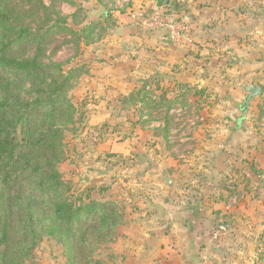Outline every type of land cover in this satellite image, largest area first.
<instances>
[{
  "label": "rangeland",
  "instance_id": "374dc122",
  "mask_svg": "<svg viewBox=\"0 0 264 264\" xmlns=\"http://www.w3.org/2000/svg\"><path fill=\"white\" fill-rule=\"evenodd\" d=\"M0 5L17 27L34 34L53 29L41 47L37 42L17 45L10 56L30 59L41 49L37 60L51 67L49 78L58 76L55 67L88 71L77 73L68 91L78 114L59 129L58 168L72 198L112 202L122 222L110 235L90 233L74 264H125V251L135 252L144 234L155 229L168 233L174 219L191 217L189 228L201 244L197 264H264V82L258 83L262 75L253 81L263 88V96L250 100L242 114L244 94L234 81L239 60L243 75L264 72V23L247 32L258 29L252 41L209 44L222 67L209 72L210 89L202 93L208 104L197 99L190 110L172 114L167 136L154 138L140 133L137 122L130 126L125 121L131 107L126 101L122 106L127 112H119L116 99L128 74L121 73L125 59L114 54V48L124 52L121 42L116 47L112 39L116 19L147 10H131V0H1ZM91 21L97 31L84 44L81 32ZM190 22L186 34L193 30ZM243 82L249 84L247 77ZM27 91L34 90L26 86L22 100L31 99ZM163 173L171 185L164 186ZM171 244L160 245L159 264L178 258L174 254L182 247ZM131 257L135 264L152 263ZM28 264L69 263L60 245L44 238Z\"/></svg>",
  "mask_w": 264,
  "mask_h": 264
},
{
  "label": "trees",
  "instance_id": "16d2710c",
  "mask_svg": "<svg viewBox=\"0 0 264 264\" xmlns=\"http://www.w3.org/2000/svg\"><path fill=\"white\" fill-rule=\"evenodd\" d=\"M96 31L94 22L84 25V44ZM50 32L53 29L34 34L15 26L0 5V264H28L44 238L57 242L68 263L74 264L90 233L110 235L122 222L112 202L72 198L58 168L59 129L78 114L68 91L75 75L88 71L80 66L67 72L55 67L58 76L49 78L46 70L51 67L37 60L41 49L30 59L9 55L17 45L37 42L41 47ZM26 86L34 90L27 91L32 94L28 101L20 98ZM140 94L136 113L153 96L149 87Z\"/></svg>",
  "mask_w": 264,
  "mask_h": 264
},
{
  "label": "crops",
  "instance_id": "0c3cea01",
  "mask_svg": "<svg viewBox=\"0 0 264 264\" xmlns=\"http://www.w3.org/2000/svg\"><path fill=\"white\" fill-rule=\"evenodd\" d=\"M169 1L168 6L157 8L151 0H131L133 2L131 10L145 9L152 12L160 9L166 12L170 11L176 17L189 18L192 21L193 30L178 42L171 41L164 30L144 27L131 18V14L120 16V19L118 18L114 22L113 27L114 45L117 47L118 42H121V47L124 49V52L121 53L118 48H114V54H120V57L125 59L122 60L123 70L121 73L128 74V80L119 87L122 91L116 99L118 102L116 104L122 109L119 112L123 115L127 109L122 106V101H126L131 107L125 121L129 120L130 124H136L138 121L135 127H138L139 132L144 130L146 134L152 133L154 138L159 135L161 138L167 136L169 130L167 126L169 127L168 123L172 122V114L190 110L197 99L202 100L198 101L202 103V106H205V101L208 104V96H202V93L210 89L209 72L216 67H222V59H218L213 54L209 44L226 40L235 43L243 40L252 41L254 37L258 38V29L255 28L251 33L247 32L264 23L261 13L264 10V0ZM236 47L238 50L242 48L241 45ZM109 53L110 51H108V55ZM129 54L130 57L126 60ZM250 61L252 60L250 59ZM239 63L240 71H235L234 81L240 93L245 96L241 86L261 87L253 81L257 79V76L262 75L258 83L264 82V72L256 70V72L243 75L242 61L239 60ZM136 74L138 79L135 77ZM243 77H247L249 84L243 82ZM146 87H149V92L153 96H148L144 100V108L140 113H136L137 99L141 95V90ZM261 90L260 97L263 96L262 87ZM121 114L116 118H120ZM155 118H160V121H154ZM242 120L243 117H240L237 124ZM191 218L174 219L168 233L165 231L167 234L160 230L157 233L156 229L148 235L144 234V239L137 246L135 252L131 251V248L125 251V264L134 263L132 254H135L140 261L150 262L152 260L151 264H159L156 258L157 253L161 252L160 245H172L171 243L182 247L174 254L175 258L176 256L178 258L173 264H197V256L200 253L198 252L199 245L201 244L189 228ZM163 237L170 239L171 243H164ZM132 243L135 244V242ZM154 245H159V248H155ZM131 258L132 260H130Z\"/></svg>",
  "mask_w": 264,
  "mask_h": 264
},
{
  "label": "built area",
  "instance_id": "2783aa9c",
  "mask_svg": "<svg viewBox=\"0 0 264 264\" xmlns=\"http://www.w3.org/2000/svg\"><path fill=\"white\" fill-rule=\"evenodd\" d=\"M131 18L148 29L164 30L174 42L180 41L190 28L189 18L169 15L160 9L152 12L136 11L131 14Z\"/></svg>",
  "mask_w": 264,
  "mask_h": 264
},
{
  "label": "water",
  "instance_id": "95a60500",
  "mask_svg": "<svg viewBox=\"0 0 264 264\" xmlns=\"http://www.w3.org/2000/svg\"><path fill=\"white\" fill-rule=\"evenodd\" d=\"M151 1L155 3L157 8L168 6L170 3L169 0H151ZM241 89L245 93L244 101L242 105V114H244L245 111L247 110L248 101H250L255 97H260L262 95V90L261 87L259 86H250V87L241 86ZM162 181L164 186H169L172 184V181L168 179L166 173L162 174Z\"/></svg>",
  "mask_w": 264,
  "mask_h": 264
}]
</instances>
